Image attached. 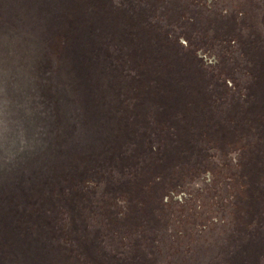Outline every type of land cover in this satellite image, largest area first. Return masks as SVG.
I'll return each mask as SVG.
<instances>
[{"label": "rangeland", "instance_id": "obj_1", "mask_svg": "<svg viewBox=\"0 0 264 264\" xmlns=\"http://www.w3.org/2000/svg\"><path fill=\"white\" fill-rule=\"evenodd\" d=\"M0 264H264V0H0Z\"/></svg>", "mask_w": 264, "mask_h": 264}]
</instances>
